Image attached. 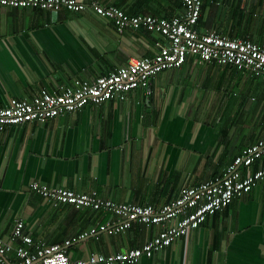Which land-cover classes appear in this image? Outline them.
I'll return each instance as SVG.
<instances>
[{"label": "crops", "instance_id": "obj_1", "mask_svg": "<svg viewBox=\"0 0 264 264\" xmlns=\"http://www.w3.org/2000/svg\"><path fill=\"white\" fill-rule=\"evenodd\" d=\"M85 1L130 15L173 18L185 12L181 0ZM198 28L264 43V0H203ZM166 44L146 29L120 33L91 7H63L54 15L37 7L0 6V105L42 89L57 94L75 78L94 81ZM152 87L151 94L137 89L45 124L0 131V235L7 238L22 220L36 240L60 244L119 220L106 212L55 207L32 190L35 181L98 190L118 202L161 205L184 188L223 175L243 148L264 137L261 78L191 55L181 68L158 74ZM160 228L134 223L119 234L101 231L73 242L69 254L85 259L140 247ZM135 264H264V180Z\"/></svg>", "mask_w": 264, "mask_h": 264}, {"label": "built area", "instance_id": "obj_2", "mask_svg": "<svg viewBox=\"0 0 264 264\" xmlns=\"http://www.w3.org/2000/svg\"><path fill=\"white\" fill-rule=\"evenodd\" d=\"M181 1L184 14L166 18L130 15L117 6L85 0H0V6L37 7L50 10L54 15L63 7L71 11L91 7L98 15L112 19L120 33L127 29H146L167 40L155 55L132 58L94 81L75 78L57 94L42 89L31 98H12L8 104L0 105V131L27 123L45 124L55 117L81 111L88 104L123 99L137 89L151 94L153 80L158 74L170 68H181L191 55L198 56L201 62L230 65L264 80V43L231 37L219 30L201 32L198 24L203 0ZM254 164L258 165L256 169ZM261 180H264V137L243 148L223 175L184 188L178 197L161 205L118 202L105 198L98 190L77 192L35 181L31 184L32 190L55 207L70 205L76 209L106 212L119 220L92 226L60 244L36 240L26 233L24 222L17 220L7 238L0 235V264H135L143 256L152 257L200 227L208 217L253 190ZM134 223L161 228L140 247L85 259L71 258L69 247L73 242L89 236L98 237L101 231L119 234L131 229ZM10 256H15L16 260L12 261Z\"/></svg>", "mask_w": 264, "mask_h": 264}, {"label": "trees", "instance_id": "obj_3", "mask_svg": "<svg viewBox=\"0 0 264 264\" xmlns=\"http://www.w3.org/2000/svg\"><path fill=\"white\" fill-rule=\"evenodd\" d=\"M237 69V68H236ZM239 70V69H238ZM241 71V70H240ZM249 75H251V73H248ZM252 76V75H251ZM252 77H254V76H252ZM254 78H256V77H254Z\"/></svg>", "mask_w": 264, "mask_h": 264}]
</instances>
